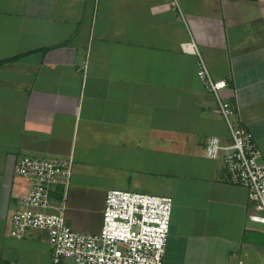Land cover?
I'll list each match as a JSON object with an SVG mask.
<instances>
[{
  "label": "crops",
  "instance_id": "1",
  "mask_svg": "<svg viewBox=\"0 0 264 264\" xmlns=\"http://www.w3.org/2000/svg\"><path fill=\"white\" fill-rule=\"evenodd\" d=\"M175 1L0 0L3 263L51 264L45 232L10 235L28 188L17 161L72 156L75 229L84 188L102 193L100 220L108 190L169 196L163 264H264V226L247 218L246 190L203 155L207 137H230L189 51L226 82L221 97L264 161V0Z\"/></svg>",
  "mask_w": 264,
  "mask_h": 264
},
{
  "label": "built area",
  "instance_id": "2",
  "mask_svg": "<svg viewBox=\"0 0 264 264\" xmlns=\"http://www.w3.org/2000/svg\"><path fill=\"white\" fill-rule=\"evenodd\" d=\"M174 7L177 8L176 1ZM193 44H191L192 46ZM185 49V46H183ZM196 75L213 97L214 112L225 121L230 141L207 137L203 155L220 159L229 184L243 187L253 210L250 221L264 226V161L251 131L236 120L235 107L221 97L227 84L211 77L195 48ZM15 174L28 185L10 215V235L28 229L46 233L51 264H163L169 234L172 198L111 189L104 197L101 225L95 233L73 231L67 224L66 199L73 170L72 156L21 157ZM0 264H6L0 261ZM236 264H245L238 259Z\"/></svg>",
  "mask_w": 264,
  "mask_h": 264
},
{
  "label": "rangeland",
  "instance_id": "3",
  "mask_svg": "<svg viewBox=\"0 0 264 264\" xmlns=\"http://www.w3.org/2000/svg\"><path fill=\"white\" fill-rule=\"evenodd\" d=\"M91 184V183H88ZM95 184L100 185V186H105V181L102 182H95ZM69 189V187H68ZM84 192V196L86 197V202L87 203V208L85 209L84 213L82 214L81 212H79V219L77 220V225L79 224L80 226H82L84 229L82 230H77L74 227V224L70 221L67 220V213H65V218L67 221L68 226L76 232H80V233H93L95 231V228L97 226L100 227V207L101 203L100 201L102 200V193L98 190H93V189H86L84 188L83 190ZM68 196V191H67V195ZM66 204H67V199H66ZM67 212V211H66Z\"/></svg>",
  "mask_w": 264,
  "mask_h": 264
}]
</instances>
